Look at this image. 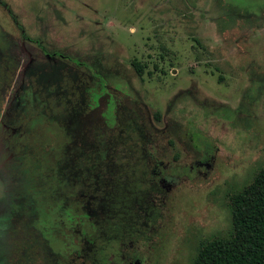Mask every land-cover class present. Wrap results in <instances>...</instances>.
<instances>
[{"label": "rangeland", "instance_id": "obj_1", "mask_svg": "<svg viewBox=\"0 0 264 264\" xmlns=\"http://www.w3.org/2000/svg\"><path fill=\"white\" fill-rule=\"evenodd\" d=\"M109 101L121 137L102 121ZM87 102L99 110L88 129L109 157L107 184L92 177L93 191L79 193L80 176L61 162L53 179L74 187L23 188L25 149L40 157L31 176L49 177L47 137L32 138L29 119L80 109L82 121ZM263 164L264 0H0V264H191L199 242L230 231L226 193ZM129 184L141 186L125 198L116 257L118 241L98 232L63 256L36 225L33 196L95 208Z\"/></svg>", "mask_w": 264, "mask_h": 264}, {"label": "trees", "instance_id": "obj_2", "mask_svg": "<svg viewBox=\"0 0 264 264\" xmlns=\"http://www.w3.org/2000/svg\"><path fill=\"white\" fill-rule=\"evenodd\" d=\"M10 16L13 18V15ZM13 20L15 19L13 18ZM17 27L21 29L19 25ZM130 65L134 72L141 76L143 66L135 59L130 61ZM93 95L94 97L99 96L97 92ZM86 106H89V109L82 118L83 123L78 116L81 113L80 109H77L76 113L69 115L62 122L46 120L41 116L29 119L26 130L27 132L34 130L32 138L47 137L48 148H45L40 156L42 155L41 160L47 162L42 169L47 170V173H44L49 177L45 183L42 181L44 178L42 179L41 171H39L40 174L31 176L29 169L32 168L33 171L39 167L40 157L37 155L38 152L31 153L25 149L26 173L28 175L23 179V182L21 181L23 188H31L37 194H44L43 196H59L56 192L57 186L62 187L63 191L67 185L74 187L76 184L73 182L68 181L69 183L61 184L60 180H54L57 175H54L53 172L61 162L70 165L73 173L80 176V179L77 180L79 193L86 192L87 187L90 193L93 191L92 184H90L92 177L101 180L99 183L96 182L98 186L107 184L106 178H102L100 174H103L104 161H108L109 157L106 159V150L96 148V134L88 129L95 120L99 119L97 115L99 110L97 104L93 102H87L83 107L81 105V108H86ZM106 108L105 121H102L109 130L108 137H121L123 132L120 131L121 134H119L116 130L118 122L123 117L120 118L115 113L113 114L115 108L111 101ZM77 113L78 115L73 117ZM155 118H158V114H155ZM128 128L129 126H127V130ZM132 130L133 128L130 127V131ZM208 149L210 148L208 147ZM140 186L129 184L121 187L118 185L114 188L115 191L112 190L115 194L114 197L107 200L104 198V201L98 202L95 208L90 205L91 199L86 204L83 199L79 204L72 198H66L69 196L66 194L64 199L57 198L49 205L45 204V199L41 200L43 196H33L29 202L33 201L34 203L32 212L34 210V217H38L35 221L41 229L43 237L55 243L61 255L66 256L70 253L80 255L84 249L80 244L90 247L96 240L95 232H98L104 240L118 241V245L112 248L114 257H116L122 243L116 224L124 212L126 196L133 192L134 187L135 190H139ZM106 191L108 190H96L94 193L105 196ZM90 196H94L93 193ZM225 196L230 215V231L227 235L215 236L199 242L191 264H264V164L258 167L238 190L230 191ZM54 225L58 230H56L57 233L54 232ZM92 228L96 231H92Z\"/></svg>", "mask_w": 264, "mask_h": 264}, {"label": "flooded vegetation", "instance_id": "obj_3", "mask_svg": "<svg viewBox=\"0 0 264 264\" xmlns=\"http://www.w3.org/2000/svg\"><path fill=\"white\" fill-rule=\"evenodd\" d=\"M192 168V165L187 166V169L190 170ZM157 174H161L160 170H157ZM170 173V172H168ZM161 176L164 178V180L172 181L171 177L168 174H161Z\"/></svg>", "mask_w": 264, "mask_h": 264}]
</instances>
